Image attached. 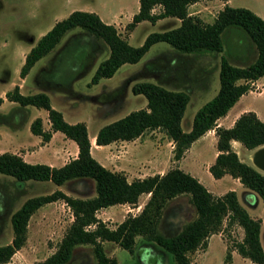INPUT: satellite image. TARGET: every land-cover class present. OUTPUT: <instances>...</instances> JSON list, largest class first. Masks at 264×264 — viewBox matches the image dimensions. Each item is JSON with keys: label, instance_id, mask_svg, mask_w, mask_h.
Masks as SVG:
<instances>
[{"label": "trees", "instance_id": "trees-1", "mask_svg": "<svg viewBox=\"0 0 264 264\" xmlns=\"http://www.w3.org/2000/svg\"><path fill=\"white\" fill-rule=\"evenodd\" d=\"M194 1L139 0L138 10L127 23L128 28H133L145 19L151 22L165 16L180 19L176 26L149 32L139 45L129 43L113 23L105 22L95 11L73 9L67 16L56 20L26 52L19 74L24 77L35 62L49 53L66 31L74 27L85 30L94 38H101L108 46V55L97 64L88 85L112 76L125 62L138 61L158 41H165L173 49L174 56L171 57V54L162 61L167 65L169 59L182 60L192 52H221L224 29L228 26L242 28L256 46L255 59L246 64H234L224 54L221 55L218 66L219 88L196 110L188 129H184L181 124L190 99L188 90L178 84L166 87L154 81L141 80L133 83L131 90L145 96L146 106L133 109L102 125L95 140L97 144H107L119 139H134L147 129L159 128L173 139V157L178 160L193 140L214 128L217 154L208 167L211 174L216 178L225 173L238 177L247 190L255 192L264 202V173L243 161L231 145L232 139L240 141L249 149L264 144V120L254 110H246L229 127L217 124V118L224 115L240 95L251 89V82L264 75V18L248 7L226 4L208 22L189 13L188 5ZM156 5H160V9L153 11ZM173 72L177 75L175 69ZM5 96L19 105L31 104L47 109L51 129L60 130L73 139L78 145V153L60 166H51L42 162H27L16 153L4 151L0 153V172L12 175L21 183L27 180H50L61 185L67 181L91 180L94 193L71 195L56 188L27 197L11 213L13 235L9 242L0 244V264L7 262L24 244L31 214L39 206L57 199L67 203L73 219L56 249L37 264H65L73 258L79 244L92 246L94 264H117L116 257L106 253L103 241H114L132 252L137 235H141L145 243L170 253L176 264H190L188 252L206 247L208 236L221 229L225 216L228 217V225L236 222L244 231L242 239L234 242L233 247L242 256L264 264L260 219L250 215L234 189L214 194L196 176L179 166H172L164 173L128 180L123 172L109 169L91 154L86 123L67 121L62 112L51 105L45 91L22 93L16 84L6 91ZM2 101L3 97L0 96V103ZM2 120L4 116L0 115ZM30 128L43 140L51 136V130L43 129L40 117L33 119ZM143 192H149V197L141 210L137 214L126 215L114 227L96 214L99 208L115 203H136ZM183 193L189 194L188 201L195 216L180 227L173 225L170 231H160L158 223L167 201ZM230 259L231 252L227 247L224 264H229Z\"/></svg>", "mask_w": 264, "mask_h": 264}, {"label": "rangeland", "instance_id": "rangeland-1", "mask_svg": "<svg viewBox=\"0 0 264 264\" xmlns=\"http://www.w3.org/2000/svg\"><path fill=\"white\" fill-rule=\"evenodd\" d=\"M232 3L248 8L258 5L264 10V0H232ZM136 4L137 0H0V77L6 73L11 80H14L19 75L27 48L29 49L30 45L43 32L47 31L55 19H61L72 9L98 10L106 20L115 19V16L122 17V20L117 22L116 28L125 38L128 30L132 28H128L124 19L132 10L136 9ZM159 9L160 5L153 7V11ZM210 15L211 13H208V19H211ZM172 20V23L144 21L134 28L132 36L128 38L129 43L139 45L150 31H159L163 27L175 24V19ZM234 29L238 31L237 34L233 32ZM222 37L223 51L192 52L182 60L169 59L167 65H164L162 61L164 57H169L171 54V57L174 56L173 49L166 47L168 43L165 41H158L152 44L138 61L125 62L112 76L103 77L98 83L88 85L87 82L97 64L108 55V46L101 38H94L85 30L74 27L66 31L59 43L49 53L35 62L28 73L23 88L28 89L29 86L36 83V80L39 87H44L47 82L53 86L59 82L57 89L47 90L54 107L63 111L67 119L79 117L80 120H85L88 129L92 131L100 123L112 121L133 109L146 106L145 96L132 93L130 88V85L132 86L136 81L149 80L166 87H173L176 84L179 85V83L172 82L170 80L172 77L168 76L174 69L177 72V77L180 78L183 74L182 70H190L191 67L200 68L201 73L204 71L207 74V82L204 85L205 89L190 96L184 110V120L181 121L182 126L186 128L190 125V118L198 107L215 95L219 88L216 65L219 64L221 55L224 54L234 64L250 63L257 55L254 42L242 28L228 26L224 29ZM235 46L239 47L236 50L237 53L239 50L245 51V55H237L233 51ZM181 68L182 70L178 71ZM42 69H46L47 72ZM44 75L45 77L49 76V79L43 77ZM106 88H108L105 90L107 92L101 91ZM25 90L24 92H26ZM99 91L103 93L95 97L101 93ZM244 100H248L251 107L264 116V75L251 82V89L245 93ZM32 108L36 107L32 106ZM147 130L149 131V129ZM153 133L154 136L159 137L157 141H162L166 134L158 128ZM204 139L202 143L198 141L193 144L191 151L194 150L196 155L191 158V153H188L183 159V163H188L198 169L200 181L209 190L225 191L228 183L226 177L217 179L212 176L211 179L214 180L212 182L207 181L204 177V173L207 172L205 165L212 159L216 149V143L213 144L208 137H204ZM257 147L249 149L241 142H235L233 146L238 156L254 167L256 166L251 158ZM164 167L167 168L166 164L161 166V168ZM256 168L264 173L263 170ZM93 184L91 180L88 182L67 181L61 185L50 180H27L21 183L12 175L0 172V244L11 240L13 235L11 213L27 197L47 193L56 188H61L71 195H83L85 192L94 193ZM236 194L250 215L260 219L262 226L260 240L264 248V211H261L264 202L262 198L260 203L258 201L260 196L256 193L255 200L249 196L245 198L240 188H237ZM188 198L189 194L183 193L167 201L158 223L160 231H170L173 225L180 227L195 216V211ZM57 200V202H47L39 206L31 214L24 244L7 262L2 264H37L56 249L73 219L72 210L67 203L63 199ZM248 202L255 204L256 209L252 210ZM106 209L112 215L109 217L110 220L114 219L106 220V223L110 226L117 224L116 220L121 217L122 207L114 204L107 206ZM259 213H261V217L258 216ZM101 215L103 214L101 213ZM227 223L228 217L225 216L221 229L217 232L223 236L231 252L232 249H235L234 242L242 239L244 231L236 222L230 225ZM211 242L210 250L207 255H203L202 259L205 260L207 257L205 264H219L225 257L224 244L218 236L212 237ZM103 244H105L106 253L116 257L117 264H176L170 253L161 250L156 245L145 243L141 235H137L132 252L114 241L104 240ZM202 248L198 247L188 252L193 264H198ZM94 262L92 246L79 244L76 246L73 258L65 264H94Z\"/></svg>", "mask_w": 264, "mask_h": 264}, {"label": "crops", "instance_id": "crops-1", "mask_svg": "<svg viewBox=\"0 0 264 264\" xmlns=\"http://www.w3.org/2000/svg\"><path fill=\"white\" fill-rule=\"evenodd\" d=\"M226 4L231 5V6H238L232 3V0H196L188 5V11L190 14L198 15L201 18H203L205 21L207 20L208 22H211L214 19L218 10L223 8V6ZM138 7H139V0H137L136 9L132 10L129 13L126 19H124V22L128 23L131 21L132 15L138 10ZM250 8L253 11H255L257 14H259L261 17L264 18V10L261 9L258 5L252 6ZM88 10L94 11L93 9H88ZM95 12L96 13L98 12L99 16L105 22L113 23L115 26L117 25V22L120 19L122 20V17L120 16L119 18L115 16V19L113 18L110 20H106L102 17L101 13L98 10H95ZM208 13H211L210 15L211 19L207 18ZM172 19H175V24L163 27V29H167V28L178 25L180 22V19L173 17V16H165V17L159 18L157 21H166L167 23H172L171 22L173 21ZM56 20L58 19H55V21ZM146 20L147 19L139 21L138 23H136V25L132 29L128 30L127 36H125V39H127L128 41V38L132 36L134 28ZM233 32H236L235 34H237L238 31L234 29ZM34 43L30 45V48L32 45H34ZM166 47L171 48L169 44ZM237 48L239 47L237 46L233 47V51L237 55L239 56L245 55L246 53L245 51L241 52L239 50V53H237L236 52V50H238ZM29 49L27 48L26 51H28ZM218 66L219 64L217 63L216 65L217 70H218ZM42 70L47 72L46 69H42ZM200 71H201L200 68L196 69L195 67H191L190 70L185 69L184 70L185 73L183 72L180 78H178L177 75H175L173 71L170 72L168 76L172 77L170 78L172 82L179 83L180 87L186 88L191 96L192 94L196 92L198 93L202 91L203 89H205L204 85L207 82V74H205L204 71H202L203 73H201ZM28 73L24 77H21L19 74L14 80H11L10 77L6 75V73L3 77H0V96L3 97V101L0 103V115L4 116V120L0 121V153L4 151H8V152H12V153H16L20 155L27 162H31V163L42 162V163H47L51 166H60L64 164L66 161L70 160L71 158H74L77 156V153H78L77 143L73 139L65 136V134L62 131L51 129V121L48 117L47 109L32 105L36 107L35 109H33L31 104L19 105L16 101L10 100L5 96L6 91L11 89L16 84L19 86V90L22 93H34L38 91H45L47 93V90H49L50 88L57 89L59 87V86L57 87L59 82L57 84H54V86L49 84V82H47L44 87H39L37 84L38 81L36 80V83H33V85L29 86V88L25 90L23 88V85H25L24 83L27 80ZM43 77H45V75ZM45 78L49 79V76ZM93 84H96V83H93ZM130 88H131V85H130ZM107 89L108 88L101 89V91H105ZM24 90L26 92H24ZM245 93L240 95V97L235 101V103L228 109V111L224 115L217 118L218 125H222L226 127L231 126L234 123V120L237 118V116L246 110H254L257 113L258 117L264 120V116H261L257 110L252 108L248 100H244ZM50 103L54 107L53 103L51 102V99H50ZM107 110L108 109H106V111ZM61 112L64 118L69 122L83 121V120H80L79 117H75L74 119H67L63 111ZM193 116L192 118H190V125L192 123ZM36 117L41 118L43 129L51 130V136L48 140H43L41 135L33 133L31 131V128H30L31 122ZM183 118H184V115L182 117V120H184ZM84 122L87 125L88 137L90 140L91 154L100 163H102L104 166L108 167L109 169L123 172L126 175L128 180H131L135 177H144L148 175H153L155 173H164L171 166H179L180 168H182L185 171L190 172L192 175L196 176L200 180V177L198 176L199 175L198 169L192 167L188 163H183V159L187 156L188 153H191L190 155L191 158H193V156L196 155L194 150L191 151L192 146L194 143L198 141H201V143L204 142L205 140L204 137L210 138L213 144L216 143L217 141V136L215 134L214 128H210L191 142L190 146L185 150L183 156L180 159L175 160L173 157V148H174L173 139L164 133L165 136L162 139V141H157L159 137L154 136L155 134L153 133V131L157 128L149 129V131L145 130L141 135L135 137L134 139H127V140L119 139V140H115L107 144H97L95 140L96 133L102 125L108 122L103 123V124L101 123L98 124L95 127V129H93L92 131L88 129L87 122L85 120ZM190 125L187 126L186 128L184 127L183 128L188 129ZM235 142H240V141L232 139L231 140L232 147L234 146ZM216 154H217V147L214 150L212 159H210L209 162L205 165V168L207 171L206 173L208 174L204 173V177L209 182L214 181L212 180L213 178L211 179L213 175L209 171L208 167L214 161ZM163 164H166L167 168L166 167L161 168ZM224 177H226L227 182H228L227 187H226L227 189L225 191H227L228 189H234L237 192V188H240L245 198L246 196H249L253 200H255L256 198L255 192L247 190L243 186V184L241 183L238 177H233L231 174L225 173L224 175H222L221 177H218L217 179H221ZM211 191L214 194H218V195L225 192V191L215 192L213 190ZM148 197H149V192H143L139 195L138 201L136 203H128V202L115 203V205L117 204L122 207L121 217L120 219L116 220L117 223L123 220L124 217L128 214H137L143 207ZM141 200L143 201L141 202ZM57 201L58 200H53L50 202H57ZM258 201L259 203L261 202V197H259ZM248 203L250 204L251 206L250 208H252V210L256 209L255 204L251 202H248ZM262 205H263L262 209L261 208L260 209L261 211L262 210L264 211V203ZM106 208L107 206L101 207L97 210V213H96L97 216L100 217L104 221L110 220L109 217L112 216L110 212H107ZM101 213L103 215H101ZM258 216L261 217V213H259ZM112 220L114 219H111L110 221ZM114 225H116V223L111 224L112 227H114ZM261 233H262V226L260 227V235ZM215 236L220 237V239L222 240L224 244L223 248L225 249V253H226L227 242L225 241L223 236H221L220 232L211 233L207 238L206 247L202 248V252L200 254L201 258L199 257L198 264L206 263L207 257L205 258V260L204 258L202 259V257H204L203 255H207L212 245L211 238ZM136 240H137V236L135 237V241ZM103 245L105 247V244ZM192 262L193 261L191 260L190 264H193ZM219 264H224V260L220 262ZM229 264H260V263L254 262L249 257L242 256L236 249H232L231 250V260Z\"/></svg>", "mask_w": 264, "mask_h": 264}, {"label": "water", "instance_id": "water-1", "mask_svg": "<svg viewBox=\"0 0 264 264\" xmlns=\"http://www.w3.org/2000/svg\"><path fill=\"white\" fill-rule=\"evenodd\" d=\"M255 163L264 168V144L258 146L254 152Z\"/></svg>", "mask_w": 264, "mask_h": 264}, {"label": "bare ground", "instance_id": "bare-ground-1", "mask_svg": "<svg viewBox=\"0 0 264 264\" xmlns=\"http://www.w3.org/2000/svg\"><path fill=\"white\" fill-rule=\"evenodd\" d=\"M252 162H253V164L256 166V167H258L259 169H261V170H263L264 171V168H262V167H260L258 164H256L255 163V160H254V155L252 156Z\"/></svg>", "mask_w": 264, "mask_h": 264}]
</instances>
